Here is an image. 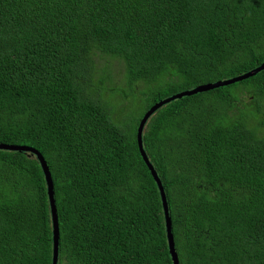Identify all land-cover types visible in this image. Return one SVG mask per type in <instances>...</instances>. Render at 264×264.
I'll return each instance as SVG.
<instances>
[{"label": "trees", "instance_id": "1", "mask_svg": "<svg viewBox=\"0 0 264 264\" xmlns=\"http://www.w3.org/2000/svg\"><path fill=\"white\" fill-rule=\"evenodd\" d=\"M262 62L264 0H0V143L47 162L57 264H174L140 120ZM143 143L179 263L264 264V69L170 99ZM53 249L39 158L0 149V264H52Z\"/></svg>", "mask_w": 264, "mask_h": 264}, {"label": "water", "instance_id": "2", "mask_svg": "<svg viewBox=\"0 0 264 264\" xmlns=\"http://www.w3.org/2000/svg\"><path fill=\"white\" fill-rule=\"evenodd\" d=\"M264 69V62H262V64H260L259 66H257L254 70L250 71V72H246L244 74H240L236 77L227 79V80H219L215 83H205V84H200L198 86H196L195 88L189 89V90H185L179 93L174 94L171 97H167L164 99H161L159 101H157L156 103H154L144 114V116L142 117V119L140 120V123L138 125L137 128V141H138V146H139V150L141 152L142 157L144 158L146 164L148 165L149 169L151 170L152 176L154 178V180L156 181L158 188L160 190L161 193V197H162V203H163V207H164V212H165V217H166V224H167V231H168V240H169V247H170V251L173 257V262L174 264H180L179 260H178V254L175 250V240H174V235L172 232V220H171V215L169 212V206H168V202H167V197H166V193H165V189H164V185L163 182L161 180V177L158 173V171L156 170V168H154V166L152 165V163L149 161V158L146 154V151L144 149V143H143V133H144V129H145V123L147 122L148 118L151 116V114L153 112H155L158 108L162 107V105H164L167 101H169L170 99H174L177 97H182L184 95H191L194 94L196 92L199 91H207L210 90L214 87H218L221 85H225V84H230L232 82H234L235 80H239L248 76H252L253 74L259 72L260 70ZM0 149H7V150H20V151H31L34 153V155H36V157L39 158L43 168H44V173H45V177H46V183L48 186V192H49V198H50V206H51V216L53 219V241H54V249H53V261L52 264H57L58 261V244H59V237H60V233H59V223H58V212H57V206H56V200L53 197V193H54V189H53V179H52V175L50 172V169L48 168L47 162L45 160V158L43 157V155L36 150L33 147H29L26 145H8V144H1L0 143Z\"/></svg>", "mask_w": 264, "mask_h": 264}, {"label": "rangeland", "instance_id": "3", "mask_svg": "<svg viewBox=\"0 0 264 264\" xmlns=\"http://www.w3.org/2000/svg\"><path fill=\"white\" fill-rule=\"evenodd\" d=\"M108 65H110V64H108V62L106 63V61L105 60H103V58H98V59H96V61H95V64H94V67H93V69H98V68H101V69H103V68H105V70H104V72L108 69L107 67H108ZM113 65H115V67H119L120 66V63H118V62H116V63H114ZM198 86V85H197ZM185 87L186 86H178L177 88H176V90H178V91H182V90H185ZM196 87V86H195ZM195 87H191V88H188V89H186V90H189V89H192V88H195ZM207 94L208 93H206V95H205V97L207 96ZM107 97H109V98H111L112 100H115V102H117V103H119L120 104V102H121V100H124L125 98H120L119 96H116L115 94H113V95H109V94H107ZM127 97H129V98H131V100H134L135 101V99H137L135 96H131V93L130 94H128L127 95ZM197 101H198V97H196L195 98ZM124 103V102H123ZM142 105L143 104H134L133 102L131 103V105H130V109L129 110H132V109H135V110H138L139 112H137V113H135L137 116H140L141 115V113L140 112H143V111H141V108H143L142 107ZM193 105L194 106H196V107H198V108H201V109H212L213 111H214V116H216L215 118H216V122L215 123H213V125H218V124H220V126L223 124V123H225L226 121H225V119H223V113H224V109L222 108V110L221 109H219V108H215V105H211L210 103H206L205 101L202 103V104H199V103H196V102H194L193 103ZM146 107V106H145ZM140 109V110H139ZM117 119H120V116L118 115V114H116V116H115ZM223 119V120H222Z\"/></svg>", "mask_w": 264, "mask_h": 264}, {"label": "bare ground", "instance_id": "4", "mask_svg": "<svg viewBox=\"0 0 264 264\" xmlns=\"http://www.w3.org/2000/svg\"><path fill=\"white\" fill-rule=\"evenodd\" d=\"M245 79V78H244Z\"/></svg>", "mask_w": 264, "mask_h": 264}]
</instances>
